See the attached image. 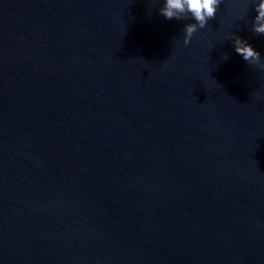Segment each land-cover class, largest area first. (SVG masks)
<instances>
[{
  "label": "water",
  "instance_id": "water-1",
  "mask_svg": "<svg viewBox=\"0 0 264 264\" xmlns=\"http://www.w3.org/2000/svg\"><path fill=\"white\" fill-rule=\"evenodd\" d=\"M163 2L0 0V264H264L253 3Z\"/></svg>",
  "mask_w": 264,
  "mask_h": 264
},
{
  "label": "clouds",
  "instance_id": "clouds-1",
  "mask_svg": "<svg viewBox=\"0 0 264 264\" xmlns=\"http://www.w3.org/2000/svg\"><path fill=\"white\" fill-rule=\"evenodd\" d=\"M249 0H245L247 4ZM253 11L256 15L252 20V32L257 36H264V0H251ZM222 0H164L162 6L158 9L159 14L167 20L175 19L177 21L193 20V23L185 24L184 39L185 46L191 43L192 37L199 29L206 28L210 20L215 19L217 10ZM247 8H245V15ZM233 41L237 54L252 64H260L261 55L258 51L244 39L236 36L234 33L230 36ZM229 57H225V61ZM264 67V64H261Z\"/></svg>",
  "mask_w": 264,
  "mask_h": 264
}]
</instances>
